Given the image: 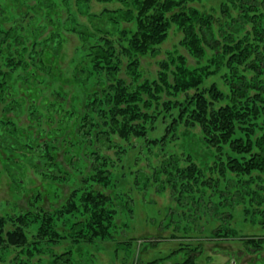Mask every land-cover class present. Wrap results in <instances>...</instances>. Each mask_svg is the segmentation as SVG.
<instances>
[{
  "label": "trees",
  "instance_id": "trees-1",
  "mask_svg": "<svg viewBox=\"0 0 264 264\" xmlns=\"http://www.w3.org/2000/svg\"><path fill=\"white\" fill-rule=\"evenodd\" d=\"M89 1L76 0V11L87 18V23H81L71 12L68 0H0V143L2 141L4 168L6 166L10 172L16 170L14 181L21 186L22 162H13L15 151L24 149V161L45 177L57 178L60 176L56 173L54 143L57 142L66 148L68 160L81 161V167L90 170L82 179L86 188L81 192L73 189L54 209L30 208L16 216L0 214V261L9 248L16 249L17 254H25L11 258L9 264H37L32 255L39 244L46 243V249L64 236L85 243L110 239L116 205L113 197L91 187L97 183L103 187L113 185L110 157L103 151L116 149L118 159L126 153L115 136L128 143L132 137L144 138L147 146L162 147L182 117L184 121L200 123L203 142L210 149L207 152L210 161L191 152L181 161L184 166H179L180 159L164 161L162 172L169 177L167 182L173 191L182 193L192 186H218L220 182L224 189L241 186L253 193L246 200L244 214L253 216L263 211L264 186L258 185L260 190L252 189L251 184L264 183L258 174L264 173V80L259 78L264 74V49L254 46L256 40H249L248 36L236 38L250 25L254 36H261L264 42V32L259 29L261 20L256 16L264 8V0H223L217 9L209 12L188 4L195 0H99L118 5L103 8L98 13L89 12ZM233 8L238 12L236 17L230 12ZM216 10L228 18V24L215 18ZM121 21L133 23L134 28L119 29ZM171 23L184 35L181 45L198 61L207 56V48L214 51V69L190 68L181 54L170 51L167 59L160 61L156 78L140 81V57L156 53ZM214 28L218 30V37ZM66 31L79 38L75 55L68 63ZM236 61L245 63L246 67L239 71L233 69L230 77L226 73ZM124 64L129 82L120 76ZM222 69L227 92L215 81L207 88L213 101L224 100L217 108L208 110V101L203 100L204 95L199 90L193 96L190 113L185 101H161L162 93L172 91L170 87L174 93L197 88ZM175 104L179 105V115L169 121L166 133L159 138H147L159 117L165 120V111L173 110L170 106ZM24 113L27 129L17 124ZM44 123L54 128L51 133L54 143L49 145L45 141L46 146L53 147L50 151L47 147L48 152L41 148L35 150L41 139L36 126ZM26 137L27 140L22 141ZM116 175L122 176L117 172ZM237 195H240L238 190ZM130 202L127 193L122 206L131 217ZM28 228H31L32 240L28 237ZM229 231L217 233L215 237L236 236L234 229ZM236 238L254 252L262 249L260 237ZM202 244L180 243L168 255L142 263L193 264L196 258L193 251ZM54 257L57 264L68 262L70 251Z\"/></svg>",
  "mask_w": 264,
  "mask_h": 264
},
{
  "label": "rangeland",
  "instance_id": "rangeland-1",
  "mask_svg": "<svg viewBox=\"0 0 264 264\" xmlns=\"http://www.w3.org/2000/svg\"><path fill=\"white\" fill-rule=\"evenodd\" d=\"M222 1L195 0L188 4L199 11L209 12L217 9ZM68 2L69 8L77 20L81 23H87L86 15L76 11V0H68ZM117 5V2L105 3L99 0H90L87 9L89 12L98 13L103 8H113L117 7ZM81 7H83L82 10L86 8L84 5ZM230 12L233 17L238 15V12L234 8ZM65 16L66 12L63 13V17ZM214 16L224 24H228V18L222 16L221 12L216 10ZM256 16L261 20V27L259 29L264 32V8H261L256 13ZM125 26L130 30L134 28L131 22L121 21L118 24L119 29ZM108 27L112 28L111 25H108ZM214 29L217 31L218 37V30ZM245 32L248 35H245ZM65 35L67 37L65 52L68 63L70 62L69 59L75 55V49L79 45V38L76 34L68 31H66ZM246 36H248L249 40L251 38L256 40L254 46L259 45V50L264 49V42H261L262 37H255L254 29H251L250 25L237 35L236 40ZM113 37L116 38L117 34ZM183 37L182 31L178 29L177 25L171 23L168 35L158 45L156 53L145 54L140 57V71L142 74L140 81L156 78L160 61L167 59V54L170 51H177L181 54L190 68L204 67L207 71L214 69L212 64V60L216 57L214 56V51L207 48V56L198 61L185 46L181 45ZM220 41H223V37L220 38ZM235 52L239 54V51ZM237 56L238 58L240 57L239 55ZM124 67L125 64L120 76L129 82L130 78L126 75ZM245 67L246 64L243 62H233L232 67L228 69L226 74L231 77L233 69L239 71ZM170 68L173 69V67ZM223 73L222 69L216 75L207 77L197 88L194 87L186 91L183 89L179 93H174L173 88L170 87L172 91L168 90L166 94L162 93L161 101H185L189 106L187 112L190 113L191 108L194 106L195 99L193 96L199 90L204 95L203 100L206 99L208 101H206L208 104L207 109L217 108V105L224 100L213 101L209 97L210 92L207 88L215 81L218 87L226 93L227 88L224 85ZM169 75L170 83H172L173 79L171 78H173V74L170 72ZM259 78L260 80H264V74L260 75ZM262 94L264 96V92ZM188 95H190V100ZM170 107H174V109L165 111V120L161 116L159 117L155 122L154 129L149 131L147 138H159L166 133L169 121L179 115V105L175 104ZM25 117L24 113L17 120V124L22 125L21 128L27 129V125H24ZM184 118L178 119L181 121L176 122L174 131H170L171 135H169V138L162 147L160 145L147 146L144 138L136 139L132 137L128 143L115 136V141L125 147L126 153L121 156V159H118L116 149L103 151L110 157L109 169L114 175L113 185L111 187H103L97 183L91 187L99 191L102 190L113 197V202L116 205L117 213H114L113 236L110 239L85 243L77 240L72 241L71 238L64 236L59 238V241L53 245H50L51 248L48 246L46 249V243L43 246V244L38 242L40 243V247L32 255L33 262H37V264H57L54 262V255L70 251V261L59 264H143V260L150 261L168 255L180 243L202 242L203 246L201 245L197 251H193L196 255L193 264H264V204L261 205L263 211H259L253 216L244 214L243 212L246 200L250 196H253V193L246 192L241 186H231L224 189L221 182L218 186L216 184L214 186H192L191 190L182 191L181 193L179 190L173 191L174 189L167 182L169 177L162 172L164 171V161L170 163L174 159H180L179 166H184V162L181 161H185V157L187 158L188 154L191 153L194 156L206 158L205 161H210L208 156L210 149L203 142L200 123L184 121ZM36 127L41 139L37 143V147H35V144L32 145L33 148L35 147V150L40 148L46 150L49 147V151L53 149L49 145L54 143V140H51V133L54 131V128H49L47 123ZM26 140L27 137L26 139L22 138V141ZM45 141L50 144L46 146ZM54 144H56L57 154L55 156L58 163L56 173L60 175L57 178L45 177L35 167L31 166L30 163L24 161L23 154L26 152L24 149L15 151L16 160L13 163L22 162L20 166L23 171V182L19 186L14 181V175H17L16 170H12L11 172L13 173L11 174L10 171L5 169L6 166L4 168L5 164L2 162L4 152L1 141V215L16 216L30 208L33 210H38L40 207L45 210L54 209L66 200L73 189L81 192L86 188L82 179L90 173L89 167H81V161L73 162L71 158L68 160V156L65 153L66 148L57 142ZM116 172L122 176H117ZM258 174L261 175V180H264V173L258 172ZM243 178L247 179V177ZM251 185L252 189L258 187L260 190L259 186L263 187L264 183L255 181ZM237 190L240 195H237ZM127 193L131 198V217L128 216L129 213L122 206L123 199L126 198ZM262 194H264V189H262ZM251 219H254V221ZM7 227H10V225H7ZM30 229H27V233L29 239L32 240ZM233 229L236 236L215 237L217 233H225L224 231L230 233L229 230ZM245 235H255L257 238H262V249L254 252L251 249L245 248L243 242L236 238ZM125 241L129 243L124 244ZM192 246L195 245L192 244ZM8 251L2 257L4 260H1L0 264H9L11 258L25 255L22 252L17 254L14 248H9ZM181 257H178V259L180 260Z\"/></svg>",
  "mask_w": 264,
  "mask_h": 264
}]
</instances>
